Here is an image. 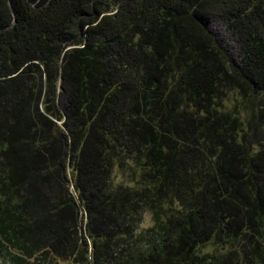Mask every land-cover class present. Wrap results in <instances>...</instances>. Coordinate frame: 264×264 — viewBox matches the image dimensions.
Wrapping results in <instances>:
<instances>
[{"label":"trees","instance_id":"1","mask_svg":"<svg viewBox=\"0 0 264 264\" xmlns=\"http://www.w3.org/2000/svg\"><path fill=\"white\" fill-rule=\"evenodd\" d=\"M0 261L264 264V0H0Z\"/></svg>","mask_w":264,"mask_h":264},{"label":"rangeland","instance_id":"2","mask_svg":"<svg viewBox=\"0 0 264 264\" xmlns=\"http://www.w3.org/2000/svg\"><path fill=\"white\" fill-rule=\"evenodd\" d=\"M232 100L228 101V105H232L233 102H231ZM120 180L123 179V175H121V177L119 178ZM151 224L150 218L147 217L146 223H145V227L149 226ZM0 264H5L3 261H0ZM9 264V263H7Z\"/></svg>","mask_w":264,"mask_h":264}]
</instances>
